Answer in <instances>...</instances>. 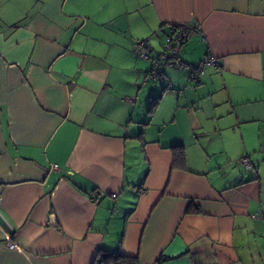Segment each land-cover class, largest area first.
<instances>
[{"label":"crops","instance_id":"1","mask_svg":"<svg viewBox=\"0 0 264 264\" xmlns=\"http://www.w3.org/2000/svg\"><path fill=\"white\" fill-rule=\"evenodd\" d=\"M98 248L264 264V0H0V264Z\"/></svg>","mask_w":264,"mask_h":264},{"label":"built area","instance_id":"2","mask_svg":"<svg viewBox=\"0 0 264 264\" xmlns=\"http://www.w3.org/2000/svg\"><path fill=\"white\" fill-rule=\"evenodd\" d=\"M197 31H198V28L196 26H193L188 23L169 24L168 31L165 35V41H164V48H165V51L168 53L169 57L172 59L176 58L179 54L181 45ZM142 44H143V41H138L134 43L133 46L134 48H139ZM166 64L174 65L179 68L183 66L181 62L172 61V60H168ZM217 64H218L217 59L213 57L212 55L208 54L205 58H203V60L198 65L188 66V69L190 71V77L192 79H197L207 66H215ZM152 67H153V70L150 71L149 74L151 77L154 78L156 76V73L160 71L162 67L156 61L153 62ZM240 162L247 169H252V162L248 156H243L240 159ZM53 167L56 168V165H53ZM112 196L114 197L115 193H113ZM7 245L10 248H13L16 246L15 242L11 240H7Z\"/></svg>","mask_w":264,"mask_h":264},{"label":"trees","instance_id":"3","mask_svg":"<svg viewBox=\"0 0 264 264\" xmlns=\"http://www.w3.org/2000/svg\"><path fill=\"white\" fill-rule=\"evenodd\" d=\"M171 24H174V23H171ZM167 31H166V33H167ZM141 41L144 42V40H141ZM150 70L152 71L153 67H151ZM159 73H160V71H158L156 73V76ZM158 99H159V97L152 99L151 104H150V108H149L150 111H153L154 106L158 102ZM173 150H175V153H174L175 155H174V159H173L174 165L175 166L181 165V163L183 162V159H184L182 149L174 147ZM177 150H180L179 151L180 160H178V158H177V156H178V153L176 152ZM91 264H139V261H138V258L135 256L122 255L118 252H109V251H106L102 248H98L94 257H93Z\"/></svg>","mask_w":264,"mask_h":264}]
</instances>
